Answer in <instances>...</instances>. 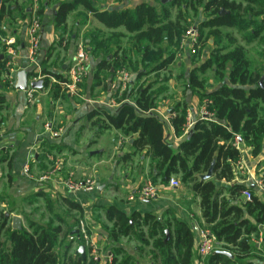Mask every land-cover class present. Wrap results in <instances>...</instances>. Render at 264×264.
I'll list each match as a JSON object with an SVG mask.
<instances>
[{"label": "trees", "instance_id": "obj_1", "mask_svg": "<svg viewBox=\"0 0 264 264\" xmlns=\"http://www.w3.org/2000/svg\"><path fill=\"white\" fill-rule=\"evenodd\" d=\"M58 1L54 27L59 31L60 40L64 39L68 16L79 6L109 33L106 35V32L97 28L85 35L89 40L91 53L104 55L97 64L95 78L102 70H108L106 79H109L111 68H116L118 64H123L121 68L126 66L136 76L128 90L121 95L119 92L115 94L114 97L120 104L116 113L95 108L88 113V117H103L108 124L105 126L122 129L125 135H130L133 138L130 145L133 150L125 154L124 158L136 154L149 157L150 176L154 183L160 179L161 183L168 185L172 175H181L184 186L190 188L200 199L199 222L215 236L216 242L221 244L220 250L233 255L230 258L215 252L218 250L216 248L206 256L203 264H255L253 259L257 257L253 252L260 250L264 253V242L258 249L252 240L259 237L258 225H264V201L252 187L234 182L241 151L233 141L234 135H239L241 144L251 149L253 157H258L262 152L264 87L259 85V81L264 77V72L258 67H252L245 47L235 44L232 36L230 39L233 47L228 51L222 52L224 47L214 46L209 59L196 70L205 71L215 64L220 84L213 89H206L205 81L197 75L194 68L189 73L186 88L198 96L201 104L211 102L209 109L214 111L215 119L199 117L192 128L187 130L188 105L183 103L174 106L171 109L174 132L178 137L186 136L177 149L172 148L164 139V122L151 113L158 107L159 96L167 87L154 91V81L145 85L138 83L150 72L159 73L168 69L181 49V37L189 28V20L185 15L189 8H201L208 12L210 16L205 24L214 28L213 32L217 36L220 35V27L246 29L254 25L249 40L260 38V43L263 44L260 54L264 57V0H153L154 3L140 1L134 7L111 9L100 8L93 0ZM11 2L12 0H0V22L5 16L18 10ZM243 3L246 5L243 6ZM47 5L48 2L41 4L38 11L40 19L43 18ZM175 8L177 11L174 14ZM222 10L226 12L220 14ZM119 28L133 34L131 52L126 49L120 51ZM164 42L172 45L173 49L169 51L162 47ZM61 43L62 41L59 44ZM134 52L136 57L132 56ZM109 54L113 56L111 60L108 59ZM43 60L44 58L41 62ZM4 63L6 64V60H0V77L2 74L10 75V69L4 68ZM228 65L230 67L226 73ZM148 67L149 70L146 69ZM61 69V72L55 73L44 68L42 72L45 76L43 90L50 91L55 100L65 93L63 83L68 80L69 68L63 69L62 65ZM171 78L166 75L167 80L164 82H170ZM4 92L0 83L1 111L6 108ZM126 99L132 100L134 104ZM4 123V117H0V131ZM101 123L98 121V125L101 126ZM48 147L54 148L51 145ZM60 150L58 148L57 152ZM12 151L9 147H0V165L6 168L7 185L14 181ZM41 156L38 154L33 157L32 165L37 164L40 170L45 171L52 164L46 162L45 165L46 159ZM213 161V178L202 180L200 176L208 171ZM221 181L234 182L227 189V194L223 192L222 186L217 185ZM245 190L252 192V200L242 199ZM42 195L43 192H38L34 196ZM62 199L79 212L84 209L82 204L69 197L62 195ZM97 208L103 210L101 215L96 216L97 219L104 217V223H99L108 233V239L116 244L110 250L113 255L110 264H195L196 242L191 225L179 221L172 210L167 209L163 217H158L155 213L139 210L128 214L114 205H96L94 209ZM54 215L60 223L56 224L53 216L46 224L31 222L29 228L14 229L9 227L7 213L2 212L0 236L1 231L6 228L8 245L0 239V264H101L87 255L83 259L80 253H69L74 241L78 246L85 244L82 236L73 233L79 228L80 221L70 224L57 213ZM59 243L64 246L63 254L57 251ZM136 243L139 245H135Z\"/></svg>", "mask_w": 264, "mask_h": 264}, {"label": "rangeland", "instance_id": "obj_2", "mask_svg": "<svg viewBox=\"0 0 264 264\" xmlns=\"http://www.w3.org/2000/svg\"><path fill=\"white\" fill-rule=\"evenodd\" d=\"M60 1H63V0H60ZM93 1L95 2L96 6L97 4H100L101 8H106L108 4V0H93ZM143 1L154 3L153 0H143ZM45 2H48V5L45 8L43 18L40 19V17L38 16V11L41 8V4ZM11 4L15 5V7L17 6L18 10H16L14 13H12L9 16H5L4 19H6L7 22L5 23V20L3 19L4 23H1L0 25V52H3V53L6 51V47L4 45L3 39L6 37H11L13 35V32L19 26L20 21H23L26 19V24L28 25V28H29V24L33 20V18L38 19L39 21H41V23H43V20L45 19V17L54 18V13L58 9L59 1L58 0H12ZM245 5L246 4L243 3V6ZM85 11L86 10L82 6H79L75 11L70 13V15L67 18V30H66L64 39L60 40V37L58 36L59 31H56V36H55L53 44L49 46V48L47 49L45 53V56L39 57V60H36L38 61L37 65L35 64L33 60H30L29 58L30 67L29 66L28 67L29 68L32 67V69L28 70L27 67H26L27 69L21 68L20 65L18 64L16 65V63H13L14 65L12 64L10 67H8L7 61H6V64L4 63V68L7 67V69H10V73H9L10 75L6 76L5 74H2V76L0 77V83L3 87V90L7 91L13 88L16 89V84L12 85L11 80L16 83L17 81L16 74L18 71L22 69L32 72L31 76L29 77L30 81H37L42 78L40 77L37 80H34L33 78H36L39 76L45 77L42 73L44 72L43 70L44 68H48L55 73L61 72L62 65L63 66L67 65V67L69 68L70 63L68 62L71 61L72 56L76 54V51L78 50L79 45L82 44L87 50V61L85 64L86 68H85L84 73L81 75V82L79 83V86H78L79 91L76 94L71 95V97L73 98L74 103L83 104V98H82L83 96H89L87 98H90L89 100L90 102H91V97L93 98V97L102 96V95L104 96L105 92H107L109 89V85H107V83L108 84L113 83L114 81L110 82L113 79H116L117 82L119 81L118 71L122 69L121 67L123 66V64H118L116 68L114 67L111 68V74H110L109 79H106L107 75H109L108 70H102L101 74L97 78H95V73L97 71V64L101 60V58L104 57V55L103 54L94 55L93 53H91L90 43H89V40L85 38V35L87 32L94 31L97 28H100L101 30L106 32V35H108L109 33L107 32V30H105L103 25L97 22L95 18H93V16L91 17V15H89V13ZM176 11L177 10L175 8L173 13L175 14ZM185 15L186 17H188V20H189L188 30L194 27L197 31V37H196L194 46H192V43H191V44L181 47L176 57L172 61V63L169 64L168 69H166L165 71L163 70L159 71V73L156 71L150 72L146 76H144L138 83V84L142 83L145 85L146 83L150 81H154L153 82L154 91H158L160 89H163L164 87H167V90H165L159 96L158 106H163L164 104L168 107H171L172 109L175 106L176 99L178 97L183 96V94L181 96V92L178 93L176 91L169 89L168 85L170 84V82L169 81H167L166 83L164 82L165 80H167L166 75L167 76L170 75V77H172L171 78L172 82L173 80L176 81L178 83V86H180L182 90L183 89L185 90V87L183 86V84L185 86L187 85V83L189 82V73L192 69L195 68L197 75L205 81L206 89H209L210 87L218 86L220 84V80L217 78V75L215 73V70H216L215 64L211 66L210 68L206 69L205 71H200L199 69L198 70L196 69L200 67L202 63H205L209 59L211 55L210 54L211 50L213 49L214 46L224 47V50L222 52H226L230 48H232L233 43L231 42L230 36H232L235 39V44L243 45L245 47L247 56L250 59L252 67L254 68L258 67L260 68V70H262V72H264V57L260 54V51L263 48V44L260 43L261 42L260 38H255L251 41L249 40L250 31H252V29L255 27L254 25L246 29L230 28V27L223 29L222 27H220L219 28L220 35L217 36V34L213 32L214 28L209 27V24H205L206 21L208 20V17L210 16L208 12L203 11L201 8L197 10L189 8L185 11ZM28 28H27V47H29ZM47 30H48V25L46 24L44 37H43L44 42H48ZM118 31L121 33L120 40H119L121 43L120 51L122 52L123 49H126L128 52H131V46H132L131 37L133 36V34L128 33L124 28H119ZM186 33L187 32L183 34V36L181 37V40L184 38ZM105 37L107 38V36ZM61 41L62 43L59 44ZM16 42L20 46L21 44L20 39H17ZM161 45L162 47L168 49L169 51L173 49V46L170 45L168 42H164ZM113 47H115V49L117 48V46L115 45H113ZM193 47L196 49L195 54L192 53ZM20 49L21 47L19 48V50ZM40 49H41V32H40ZM40 53L38 55H40ZM69 53H73V55L70 56ZM38 55L35 57V59L38 58ZM136 55L137 54L135 52L134 54H132V56L134 57H136ZM43 57H44V60L41 62ZM112 58H113L112 54H109L108 59L111 60ZM229 67L230 65H228L226 73L228 72ZM124 69L127 71L129 70L126 68V66L124 67ZM146 69L149 70L150 68L148 67ZM128 72L132 74L134 79H136L135 73L130 72V70ZM162 78L164 79L161 80ZM99 81L101 82L97 83ZM8 83H10V85H8ZM176 87L177 86H175V88ZM28 90L24 91L26 93V98H27L28 103H31L34 100V98L37 97V95L41 94L42 95L41 100L44 102L45 106H47L46 112L44 116H42L41 129L44 130V132H46L45 134L49 136V138H52V139L60 138V141L58 142H55L52 140L50 142L48 139H45L43 136L40 139L41 141L38 140V143L35 144V146L33 147L34 149L33 151H36L37 155L38 154L42 155L41 157L46 159L45 165H47L46 162L48 164H53L56 158L63 159L62 168H61V177H65L69 172H74L75 177L80 181L81 180L83 181L86 179L95 180V178L91 177V174H92L91 173V145L95 144L94 139L100 138L99 136L102 134H105L102 144H104V146L107 148V152L109 153V158H111L112 160L116 159V155L114 153L120 150V148L123 145H127L125 138L129 137L130 135H125L124 130L122 129H116L110 126H105V125H108L106 123V120H104L103 117H98V116L92 119L88 118L86 120H83L82 124H79L78 130L75 132V134L73 132L70 142L67 139H68V136H70L71 134L65 135L61 133V136L54 137L52 134H50L49 131H46L45 125L47 122H51L54 126V130L60 128L59 126H57L58 125L57 120L55 119L56 116L60 117V115L59 114L57 115V112H56L58 111L57 107H58V104L63 102L65 103L64 105H67L65 106V109L71 111V103L68 101L70 94L65 90V93H63L62 97L59 98V102L55 103V101H57L58 99L56 100L53 99L52 93L50 91H46V90L39 91L37 89H34L30 91L32 96H29L28 95L29 93H27ZM45 93H46V96H45ZM174 95L175 97L172 99V102L166 104L167 102L165 101V99H167L166 97L168 96V98L171 99L172 96ZM50 97L52 98V101L55 103V104L53 103L54 107L50 105V102H49ZM108 100H105V101H108ZM127 100L128 99H126V101ZM118 105L120 106V104ZM5 107H6V104H5ZM5 110L3 111L0 110V117H4V119H6L7 116L9 115V113L7 112L6 114H4ZM112 111L114 112V110ZM75 119H76V116L71 115L69 119H67L66 117V120L64 122L68 123L69 121V122L74 123ZM98 121L102 122L101 126L98 125ZM96 129H98V131ZM2 131L3 129L0 132ZM8 138H9V135L6 136V141L4 142L3 145L8 146V143L10 141L8 140ZM68 143H70L72 146H69ZM48 145L54 146V148L49 149ZM241 145L242 144L240 143L239 148L242 147ZM58 148H61L60 152H57ZM29 159L32 160V157H29ZM49 161L51 163H49ZM40 169L41 168H39L37 164L36 165L31 164L29 173L25 174L23 171L25 175L24 177L25 181L22 182V187L17 188L16 187L17 179L15 177L11 185L6 184V168L4 165H0V214L2 212L7 213V215L9 216V222H8L9 227L11 226V228H13L12 221H13V217L15 216H18L21 218L22 227L29 228V224L31 222L43 223V224L48 223L49 220L52 219L53 216L55 217L54 213H57L61 218L65 219L70 224H76L75 221L79 220L80 221L79 226H78L79 228L81 227L80 226L81 221L91 223V220H88L86 217V214H85L86 208L84 206H83L84 209L81 212H79L78 210L71 208L62 199V194L57 189L54 188V186L59 187V184L56 182V180L48 181V182L39 181L40 176L43 173V171ZM238 169L239 167L237 165L234 182H236L237 178L247 179V176L243 177V174H241V172L238 171ZM56 178L58 179V177ZM171 178H175L178 181H180L181 183L180 187L184 186L181 175H172ZM259 178H260L259 181L264 183V176L263 177L261 176ZM259 181H257L256 183L257 186H258ZM222 182L225 183V186H222L224 188L223 192L227 194V189L230 187V185L233 184V182H225V181H222ZM244 185H248V184H244ZM218 186L220 187V185ZM258 188L260 187L258 186ZM259 191H260L259 194L261 195V198L264 199V192L261 190ZM38 192H43V195L39 197L34 196ZM79 193L82 195L90 194L91 196V192H84L80 190L78 192H71L73 197H76L77 199L81 200L78 197ZM87 197L89 196H86V198ZM242 199H243V196H242ZM186 201H188L186 202L187 204L191 202L190 200H186ZM83 203L85 206L91 207L93 217L95 219L97 226L102 227L100 223L102 222L104 223V217L97 219L96 216L98 214L101 215V213H103V210L98 209V208L94 209L95 208L94 203L91 205V198L90 199L87 198L85 201H83ZM156 215L158 217H163L164 213L163 214L158 213ZM102 216L104 215L102 214ZM199 218L197 217V222L199 223L200 226H203V224L199 222L198 220ZM55 223L56 224L60 223V221L57 220L56 217H55ZM194 225H195V222H194ZM258 230L260 233L259 237L258 238L255 237L252 240L254 243L257 244L256 247L260 249V247L263 246V242H264L262 241V239H264V225L259 224ZM7 232L8 230H6V228L3 229L1 231L0 239L5 242L4 244L8 245ZM87 233L89 236L94 235V233H96V229H93V227L89 226ZM106 234L108 235L107 232ZM96 243H97V246L99 247V253L102 255V258H104V255L110 252V250L112 251L113 247L116 245L115 243L111 242L110 239H107V244L105 243V246L100 242L98 244L97 240H96ZM82 245L85 246V244H82ZM135 245H139V244L136 243ZM220 245L221 244H218L216 242L214 245V248L215 249L217 248L218 250H220L221 249ZM80 246H78V243L74 241L69 253L79 254L77 251ZM63 247L64 246L61 243H59V245L57 246V251L60 254H63V251H64ZM253 254L256 255L257 257L253 259L255 264H264V253L263 252H261L260 250H255ZM86 255L91 258L90 249L87 246H85V256ZM195 257H196V260L198 259L202 263H204L205 258H206V257L205 258L198 257L197 253L195 254ZM101 264H104L103 260Z\"/></svg>", "mask_w": 264, "mask_h": 264}, {"label": "crops", "instance_id": "obj_3", "mask_svg": "<svg viewBox=\"0 0 264 264\" xmlns=\"http://www.w3.org/2000/svg\"><path fill=\"white\" fill-rule=\"evenodd\" d=\"M138 2H140V0H121L114 6V8L134 7ZM97 6L101 8L100 4H97ZM53 19V17H45V19L43 20L41 28V53L40 55H38V58L33 60L36 65L38 62L36 60H39V57L45 56L47 49L54 42L56 29L54 27ZM4 20L6 23V19ZM4 20H1L0 25L1 23H4ZM46 24L48 25V42H44L43 40ZM27 28L28 25L26 24V19L20 21L19 26L14 30L12 37H14L16 40L20 39L21 42V49L18 51V56L14 59V63H16V65H20L21 68L27 67L29 70L32 69V67L29 68L30 60L29 49L27 47ZM69 54L70 56L73 55V53ZM7 57L8 55L6 51L4 53L0 52V60L8 61L9 58ZM73 57L74 55L72 56V58ZM112 81H114L115 83L109 84V89L107 92H105V95L93 98L91 97V103L89 101L90 98H87L89 96H83V104H76L74 103L71 95H69L68 101L71 103V111L65 109V106H67L64 105L65 103L62 102L58 104V111L56 112L57 115H60V117H55L58 124L57 126L62 127L63 134H71L67 139L69 142L71 141L73 132L75 134V132L78 130L79 124H82L83 120L89 118L88 113L93 109L98 108L95 107V104L93 103L94 101L108 100L110 97L116 100L114 96L118 92V89H116L117 81L116 79H113ZM133 82L134 79L132 80L131 84ZM171 82L172 80H170V84L168 85L169 89L178 93L181 92V96L183 94L182 97H178L176 99L175 106L177 104L186 103L188 105V113L191 115V118H193L194 121L197 120L200 117L202 109V104L200 103L198 96L192 90L186 88L184 84L183 86L185 87V90H182L180 86H178V83L176 81L173 80V82ZM175 86L177 87L175 88ZM213 88L214 87H210L209 90ZM4 95L6 101V110L4 114H6L7 112L9 113V115L5 119L3 131L0 132V147H9L13 150V175L17 179L16 187L21 188L22 182L25 181L23 164L27 159H29V157L38 156L33 151V147L36 143H38V140H40L44 136V138L48 139L50 142L51 140L58 142L60 141V138H49V136L45 134L46 132L41 129L42 116H44L47 109V106H45L44 102L41 100V94L37 95V97L34 98L31 103H28L26 93L24 91H20L15 88L5 91ZM174 97L175 95L172 96L171 99H169L167 96V99H165V101H167L166 104L172 102V99ZM127 101L134 104L132 100ZM49 102L50 105L53 106L54 102L52 101L51 97ZM57 102H59V99L55 101V103ZM118 107L119 105L117 104L115 107H110L109 110L111 113H116ZM112 110H114V112ZM151 113L164 122V139L172 148L177 149L179 144L186 138V136L178 137L175 134L171 122V107L163 104V106H158V108L153 109ZM71 115L76 116L75 122H64L66 120V117L67 119H69ZM96 130L98 131V129ZM7 135H9L8 140H10L8 146L3 145L6 141ZM99 137L100 138H95V144L91 145V177L95 178V181L98 184V188L96 189V191L91 192V196L90 194L82 195L79 193L78 197L83 201H85L87 198H91V205L94 203V206H96V204L102 205L104 207L114 205L117 208L124 210L128 214L133 210L163 214L167 209H170L177 215V218L179 220L191 225L196 242L197 232L194 222H197V217H201V208L200 199L194 195L191 189L185 186L170 188L168 185L161 183L159 179L156 184L159 185L160 190L158 196L155 199L143 203H134L133 201H130L128 198L130 193L137 192L148 179L152 180V177L150 176L151 160L149 157H144L142 155L140 156L139 154L132 155L130 158H124L125 154L130 153L133 150L130 146L133 142V138L131 137L125 138L127 145H123L120 150L115 152L114 154L116 155V159L112 160L111 158H109L107 148L104 146V144H102L105 134H102ZM68 144L69 146H72L70 143ZM241 146V159L239 161V164H237L239 167L238 171L243 174V177L247 176V179L237 178L235 183L250 185V187L255 189V193L261 198L259 190H263L258 188L256 183L257 181H259V177L264 176V143L262 145V152L258 157H253L251 154V149L245 144L242 143ZM217 185L225 186V183L221 181L218 182ZM54 188L57 189L62 195L73 200L75 199V201H77L78 203L83 204L82 206L86 208V217L87 219L91 220V227H93V229H96V233H94V236L98 244L100 242L105 246V243L107 244L108 235L102 227L97 226L93 217L91 207L85 206L83 201L77 199L76 197H73L71 193L66 192L61 186H54ZM86 196L89 197L86 198ZM261 199L264 201L263 198ZM186 200H190L191 202L187 204L186 202L188 201ZM196 253L197 252H195V254Z\"/></svg>", "mask_w": 264, "mask_h": 264}, {"label": "built area", "instance_id": "obj_4", "mask_svg": "<svg viewBox=\"0 0 264 264\" xmlns=\"http://www.w3.org/2000/svg\"><path fill=\"white\" fill-rule=\"evenodd\" d=\"M121 0H108V4L106 9L114 8V6L119 3ZM111 7V8H110ZM42 28V23L36 18H33V20L29 24L28 28V43H29V58L30 60H34L35 57L40 53V32ZM197 37V31L194 27L190 28L184 38L181 40V47L186 46L188 44L192 43V46H194L195 40ZM6 52L9 58L7 61V66L10 67L14 63V59L16 58L19 50V45L17 44L14 37H6L3 39ZM196 49L193 47L192 53H195ZM86 61H87V50L86 48L81 44L79 45L78 50L76 51V54L71 59L69 71H68V80L67 82L63 83V89L66 90L70 95L76 94L78 90L79 83L81 82V75L84 73L86 68ZM13 74V73H12ZM119 74V81L117 82L116 89L121 95L124 91L128 90V88L131 85L132 80L134 77L131 73H129L127 70L122 68L120 71H118ZM44 78L42 76L33 78L34 80H37L38 78ZM113 82V81H112ZM115 83V82H113ZM12 85H15L16 83L14 81H11ZM31 90H34L30 88L27 93H29V96L31 95ZM91 103V102H90ZM95 104V107L102 108V109H108L110 107H115L118 103L116 100L112 97L109 98L108 101L105 100H97L93 102ZM211 104L210 101H207V104L202 106L200 117L208 118L210 120L215 119L214 111H211L209 109V105ZM194 124L193 118H191V115L187 114V130L192 128ZM46 131H49L50 134H52L54 137H58L61 135L63 129L60 127L58 129L54 130V126L51 122H47L45 125ZM234 145L236 147H239L240 145V137L239 135H234ZM36 153V151H34ZM33 160V157H32ZM31 159H27L23 164V171L24 173H29L31 164ZM63 159L56 158L54 163L50 165L49 169L43 171L42 175L40 176L41 182H48L56 180V182L61 186L66 192H78L84 191V192H93L98 188V184L93 179H86V180H78L75 177L74 172H69L65 177H61V168H62ZM239 164V162H238ZM58 177V179L56 178ZM168 186L170 188H177L181 186L180 181H178L175 178H170ZM258 186L264 191V183L261 181L258 182ZM159 185L154 183L151 179H148L143 186L134 193L129 194V200L133 201L134 203H143L148 202L150 200L155 199L159 194ZM245 201L252 200V192L249 190H245L242 194ZM89 220V219H88ZM81 227L78 228L79 230V237H83V240L85 241V246H87L90 249L91 257L93 260L102 262L104 261V264H110L113 255L111 252H108L104 255V258H102V255L99 253V247L96 243V238L94 235L89 236L88 235V227H91L90 222H84L81 221ZM195 228L197 232V239H196V252L198 257L205 258L207 255H209L215 248L214 245L216 243L215 236L211 233V231L206 228L204 225L200 226L198 222H195ZM73 237L71 236V239ZM263 241V239H262ZM195 264H203L198 259L196 260Z\"/></svg>", "mask_w": 264, "mask_h": 264}, {"label": "water", "instance_id": "obj_5", "mask_svg": "<svg viewBox=\"0 0 264 264\" xmlns=\"http://www.w3.org/2000/svg\"><path fill=\"white\" fill-rule=\"evenodd\" d=\"M163 2H166L167 0H162ZM226 11L222 10L220 12V14H224ZM110 58V57H109ZM68 64V63H67ZM67 67V65L64 66ZM32 72H29L25 69H22L20 71L17 72L16 74V89L20 90V91H27L29 88H33V89H37L39 91L43 90V79L37 80V81H30L29 77L31 76ZM264 81V77H262L259 81V85L264 87L263 84ZM215 161L212 162L211 167L208 169V171L205 174H202L200 177L202 180H210L213 177V167H214ZM2 174V173H1ZM13 228L14 229H21L22 228V224H21V218L18 216L13 217ZM168 234V230L166 231ZM73 233L77 234L79 236V230H75ZM78 253H80L83 257V259H85V246L81 245L78 248ZM215 252H219V253H223L225 255H228L230 258H233V255L227 251L224 250H216Z\"/></svg>", "mask_w": 264, "mask_h": 264}]
</instances>
